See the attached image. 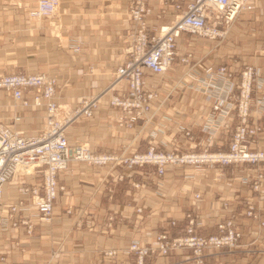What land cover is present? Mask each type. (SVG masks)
Returning a JSON list of instances; mask_svg holds the SVG:
<instances>
[{
    "label": "crops",
    "instance_id": "0c3cea01",
    "mask_svg": "<svg viewBox=\"0 0 264 264\" xmlns=\"http://www.w3.org/2000/svg\"><path fill=\"white\" fill-rule=\"evenodd\" d=\"M36 3L37 0H0V73L44 71L53 75L56 101L68 106H73L81 96L102 93L112 80L111 71L126 57L125 37L134 27L125 12L126 0H58L53 15L30 16L29 10ZM252 3L254 7L242 11L232 25L233 38L238 37L239 26L257 18L264 0H252ZM161 7L158 0H147L149 27L170 22L175 17L177 11L167 6L157 19L156 13ZM220 44L194 33L181 32L175 39L177 56L172 66L162 73L144 70V86L160 90L152 101V111H155L149 122L143 125L141 118L130 128L118 126L120 110L111 106L103 95L91 116H79L66 127L68 143L82 142L93 152L116 153L144 151L150 145L162 150H170L175 144L182 150L204 148L206 132L202 129L208 125L205 119L211 102L194 89L173 85L186 68L178 55L191 52L194 60L205 56V63L216 65L220 56L213 51ZM243 58L259 66L264 76V56L256 55L255 50L253 55L245 54ZM232 70L237 77L238 69ZM126 88L124 82H118L115 92ZM23 94L30 98L26 91ZM227 118L229 127L216 130L207 148L227 149L236 120L232 112ZM44 119V107H22L14 103L9 92L0 89V124L25 134L32 133V127H38L37 133ZM159 127L161 132L153 134L152 130ZM180 127L192 134V142L178 130ZM259 137L258 146L264 148V132ZM153 169L151 165L128 169L111 162L103 165L70 162L67 169L57 174V184L61 187L53 202L51 222L40 221L33 215L36 207L31 203L30 194L22 190L25 185L41 188L40 175L15 176L3 187L0 212L23 199L30 206L20 214L30 216L35 223L31 234H26L23 226L0 229V254L6 255L3 264H113L99 253L101 248L124 247L131 238L149 241L165 227L162 222L165 211L180 217L194 203L192 193L196 190L201 195L194 206L204 219L199 232H215V223L229 212L236 214L240 221L241 246L229 252H208L206 264H264V225L259 226L256 220L243 214L242 197L255 195L247 185L234 182L231 176L214 181V168L199 175L197 181L186 178L180 181V166H167L165 174L160 176L163 183L158 184L156 177L151 180L145 175ZM227 170L232 172L233 168L230 166ZM133 181L140 185H133ZM262 189L259 205L264 219V184ZM222 198H229L227 209L221 205ZM137 206L142 208L140 212L135 211ZM109 215L115 220L106 226ZM124 257L129 264L133 263L132 255L124 254ZM181 258L182 255L174 254L149 255L146 260L148 264H155Z\"/></svg>",
    "mask_w": 264,
    "mask_h": 264
},
{
    "label": "built area",
    "instance_id": "2783aa9c",
    "mask_svg": "<svg viewBox=\"0 0 264 264\" xmlns=\"http://www.w3.org/2000/svg\"><path fill=\"white\" fill-rule=\"evenodd\" d=\"M158 1L162 7L156 14L157 19L162 17L167 6L173 7L177 13L170 22H160L149 28L146 19L147 0H126V13L134 22V27L128 36L130 44L126 49L129 58L116 67L114 79L108 88L115 89L120 81H124L127 87L121 92L110 93L108 97L111 106L121 109V114L118 116L120 125L129 126L133 119L150 111V103L157 97V91L144 89V70L162 73L172 65L176 55L175 39L181 32H190L210 38L224 36L240 12L254 7L252 0ZM57 6L58 0H37L35 8L30 10L29 14L34 17L50 15L57 9ZM262 51L264 53V47ZM181 59L186 63L189 61L188 55H183ZM225 69V67H220L215 73L210 66L206 67L209 79L205 78L202 82L209 85L210 79L224 77ZM254 69L258 71L252 66L242 71L239 108L243 117L247 113ZM191 71L193 70L189 68L185 73L188 79L183 76L178 80L182 86H187L191 79L195 81L200 79ZM55 81L53 76L45 72L0 73V89L9 92L13 101L21 106L32 104L34 107H45L46 120L36 134H25L22 130L0 124V198L4 185L16 175L23 176L40 172L42 175L41 188L28 185L22 188L24 193L30 194L31 203L36 207L33 215L39 220H50L53 202L60 187L57 184L56 175L58 171L65 170L73 161H85L98 165L109 162H127L128 165L155 163L159 166V172H162L163 166L167 163L206 160L227 163L239 158L251 161L264 159L263 152H248L246 146L240 144L245 135V128H238L229 152L201 155H178L173 151L162 153L154 146H150L145 152H134L131 156H126V154L95 153L85 143L69 144L65 135L66 127L79 116H91L103 94L81 97L73 108H66L55 99ZM221 88L225 90L223 85ZM106 90L104 92H107ZM24 91L32 93L31 102L24 96ZM29 206L30 204L24 200L9 204L5 212H0V229L7 230L24 224L30 232L33 219L31 217L19 218L17 215ZM230 224L229 221L219 226L222 234L198 235L193 233L192 227L189 226L188 233L184 236L168 240L165 235H161L156 244L150 247L133 241L127 249L135 255V264H147L146 255L149 253L167 254L171 249L189 247L195 254V264H202L205 249L235 244L239 234ZM105 253L111 257L119 255L115 249Z\"/></svg>",
    "mask_w": 264,
    "mask_h": 264
},
{
    "label": "rangeland",
    "instance_id": "374dc122",
    "mask_svg": "<svg viewBox=\"0 0 264 264\" xmlns=\"http://www.w3.org/2000/svg\"><path fill=\"white\" fill-rule=\"evenodd\" d=\"M126 7H127V5H126ZM56 10L50 15H53L56 12ZM125 12H127V9ZM50 15H47V16H50ZM127 16H128V14H127ZM237 18H239V16H237ZM235 21L233 22V24L235 23ZM147 25H148V23H147ZM232 25L227 29L224 36H221L218 38H210L207 36H202L205 38L216 40L219 43L221 42L220 46L216 50L213 51V53H216V55L220 56V57H218L219 58L218 59L219 64L211 65V64L205 63L203 61L205 56H202L200 59L194 60L193 54L191 52H186L185 54L178 55L180 63L184 64L186 66V68L183 70V72L181 73L179 78L176 80L173 87L174 88H177V86L183 87L179 83L178 80L180 78H182L183 76L188 79L189 77L185 73H186V71L188 72L189 68H191L193 70L191 72H193L197 76V78H200V79L198 81L191 79L190 82L188 81V84L185 87L194 89L195 91H197L198 94L202 95L206 100H209L211 102V109H210L208 116H207L208 119H205L206 120L205 122H207L208 125L206 124V126H204L202 129L203 131L206 132L205 133V138H206L205 145L206 146L200 150H192L191 148H189L188 150H182V149H180L179 144H175L170 150H162L158 146L150 145V146H154L156 150H158L162 153H167V152L173 151V152L177 153L178 155H181V154L201 155L203 153L229 152L230 151V145H231V143L235 137L237 130H239L241 128H245V135H244L243 139L241 140L240 144L245 145L246 150L248 152H263L264 153V148H260L258 146V140L260 139L259 134L264 132V76L262 75V70L259 66H257L256 64L248 63L249 59L245 60L243 58V56L245 54L253 55L255 50H256V55L264 56V53L262 51L263 47H264V3H262L260 8L258 9L257 18L253 22H250L248 24L245 23L244 26L238 27V34L239 35L237 38H233V36L230 32ZM152 27H154V26H152ZM152 27H149V28H152ZM221 29H223V28H221ZM130 32H128L126 34V37H125V40L128 42L126 45V48H125L126 57L123 59V61L120 64H122L125 60H127L129 58V54L127 53L126 49L130 44V42L128 40V36H129ZM198 36H200V35H198ZM204 47L208 48L207 45ZM78 48H80V47L75 46V49H78ZM183 55L184 56L188 55V57H189L188 63H186L185 61H183L181 59V57ZM176 56H177V52H176L175 57ZM174 60H175V58H174ZM208 66H210L212 68V70L215 71V73L220 67H225L226 68L225 69V76L224 77H217L214 80L210 79L211 83H209V85H205V83H203L202 80L205 78L209 79L207 76V73H206V67H208ZM248 66H252L253 68H256L258 71H256L254 69L252 86H251L250 92H249V101H248L247 113H246L245 117H243V114L239 108L241 105V100H240L241 85L240 84H241V80H242V71ZM116 67H115V69H116ZM235 68L238 69L237 77L235 75V71L232 70ZM115 69L113 71H111L112 80H111L110 84L108 85V87L106 88L107 90L105 89L107 92H104L105 91L104 90L102 93H100V94L107 96V101H108V97H109L110 93L111 94L117 93V92H115L116 87H115V89L114 88L108 89L111 86L112 81L114 79ZM35 72H44V71H35ZM24 73H34V72H24ZM48 75H50V74H48ZM50 76H53V75H50ZM233 78H236V79H233ZM55 80H56V78H55ZM120 82H124V81H120ZM55 83H56V81H55ZM213 83H215V84H213ZM221 85H223L225 87V90H223L221 88ZM218 86H219V88H218ZM143 87L146 90H156L157 96H158V93L160 92L159 88H153V89L152 88H146L144 86V84H143ZM227 91H229V92H227ZM26 92L28 95H30V98H28V97L27 98L31 102L32 93L29 91H26ZM103 95H101V98ZM85 96H90V95H85ZM81 97H84V96H81ZM81 97H79L76 100V103L73 106H68L66 104H62V105L66 108H73L77 104V101ZM156 98H154L153 100H155ZM55 99H56V93H55ZM152 101L150 103L151 104L150 111H148L145 115H142L140 117L133 119L131 122V125H129V126L124 125V124H122V125L119 124L118 116L121 114V109L119 108L120 113L117 116L118 126L130 128L133 126L135 120L141 119V118L143 120V125H145L147 122L150 121L151 117L153 116L152 114L155 111V110L152 111V103H153ZM14 103L19 104L18 102H15V101H14ZM99 103H100V101H99ZM99 103H98V106H99ZM27 106L32 107L33 105L30 104V105H26V106H22V107H27ZM44 112H45V107H44ZM231 112L234 114V117L236 120H235V123L233 124L231 137L228 141L227 149H225V150H211V149L207 148L212 144V138L214 137L213 133L216 130H218L222 127H229L230 121L228 120L227 117H228V115H230ZM84 117H89V116H84ZM124 117H125V115H124ZM125 119H126V117H125ZM45 120H46V112H45L44 122L42 123V127L45 123ZM34 123L35 122H33V124ZM41 128H40V130H41ZM31 129H32V131H30V132H32V133H28L29 135L36 134L35 132L37 131L38 127H32ZM161 130H162V128L159 127L155 130H152V133L156 134L158 131L161 132ZM178 130L183 131L184 134L187 136V138L191 142L193 141V138H192L193 136H192V134H190V132L188 130H184V128H182V127H180ZM262 139H264V138L262 137ZM77 143H82V142H77ZM74 144H76V143H74ZM190 144L191 143H189V145ZM150 146H148L147 149L144 151H137V152H145L150 148ZM189 147H191V146H189ZM95 153H111V154L113 153V154H124V155L126 154V156H131L132 153H134V152L129 153V152L122 150L119 153H116V152H95ZM111 164L115 165L117 163L111 162ZM118 164H122L125 167H127L128 169H131L135 166H137V167H144L146 165L154 166V169L152 171H146L145 175L149 176V178L151 180H155V177H156L158 180V184L163 183L162 177H160V176H163L165 174L167 166H169L171 168H173V167L176 168L177 166L182 167V171H181V174L179 176L180 181H182V178L183 179L184 178L191 179V180L196 179V181H197V179L199 178V175H203L207 169L214 168L215 177L212 178L214 181L219 182L220 180H222V178H224V177L228 178L229 176H231V178H232V180H234V182H238L240 184L247 185L248 188L251 189L253 194H255L254 196H249V197L243 196L242 197V202H243V206H244L243 214L247 218L250 217V218L256 220L259 226L264 225V219L261 217L262 216L261 215V206L259 205L260 200H261L260 195L263 192L262 188H263V184H264V159L263 158L256 159L253 161L239 158L237 160H233V161H230L227 163L222 162V161H214L213 162V161H208V160H206V161H193V162L192 161H189V162L184 161V162L167 163L163 166L162 172H159V166L155 163H145L143 165H138V164L137 165L136 164L135 165L134 164L128 165L126 162V163H118ZM230 166H231V168H233L232 172H229L227 170ZM36 174L40 175L39 177L41 179V184H42L41 173L36 172ZM16 176H20V175H16ZM122 176H123L122 174L119 175L120 179L122 178ZM152 176L154 178H152ZM56 179H57V175H56ZM12 180H13V178H12ZM36 180H38V178ZM132 184L135 186L140 185L139 182H136V181H133ZM200 193L201 192H199L197 190L192 193L193 194L192 198L194 200V203L198 198H200V195H201ZM55 199H56V197H55ZM20 200H23V199H20ZM17 201H19V200H17ZM17 201H15V202H17ZM194 203L191 202L188 209H185L182 212V214L180 215V217H175L172 214H169L168 211H165V214L162 216V222L165 223V227L162 228L160 231L156 232L152 236V238L149 239V241L143 242L138 238H131L130 241L128 242V244L124 247H117V248H115V247H103L99 250V253L102 254L104 257L108 258L113 264H121V263L122 264H129L128 259L124 257V254H129V255L133 256V263L132 264H135V255L133 253L129 252L127 249L128 246L130 245V243L133 241H138L140 244H142L143 246H147V247L154 246L156 244L159 236L165 235L168 238V240L169 239H175V238H178L180 236H184L185 234H187L188 233L187 229L189 226L192 227L193 233L198 234V235L211 236V235H215V234H222V231L220 230L219 226L221 224H226L229 221L231 222V224H230L231 227L233 229H235L239 234L236 238L235 244L233 246L222 245V246L217 247V248L211 247V248L205 249L203 252L204 261L202 264H206V256H207L208 252H213V251H224V252L228 251L229 252V251L235 250L241 246V243L239 241V239L241 237L240 221L238 220V217L236 216V214H234L232 212L224 214L220 218V220L215 223V232L201 233V232H199V228L204 225V219L199 214V212L197 211V208H196V206H194ZM221 205H222L223 209H227L229 206V198H222ZM141 210H142V208L140 206L135 207L136 212H140ZM249 211H251V212H249ZM17 215L19 216V218L30 217L28 215L24 216V215L20 214V212L17 213ZM52 216H53V209H52V215H51L50 220H48V221L40 220V221L51 222ZM114 220H115L114 216L109 215L106 219L105 225L111 226L112 222ZM34 223H35V221L33 220V223H31L32 229L30 230V232L27 231L26 226L24 224L19 225V226L24 227V232L26 234H31L32 230H33ZM19 226L15 227V228H18ZM225 232H226V230L224 231V233ZM112 249H115L119 253V255H116V257H111L105 253V252L112 250ZM170 254L182 255V258L179 260L178 259L175 260V262L163 261V262H157L155 264H184V263L195 264L196 263L195 257H194L195 254L193 253V250L189 247H183L180 249L179 248L178 249H171L167 254H161L160 252L149 253V255H153L156 257H166ZM149 255L147 254L146 257ZM5 259H6L5 253L0 254V264H3L5 262ZM146 263L148 264L147 260H146ZM47 264H49V263H47Z\"/></svg>",
    "mask_w": 264,
    "mask_h": 264
},
{
    "label": "bare ground",
    "instance_id": "6f19581e",
    "mask_svg": "<svg viewBox=\"0 0 264 264\" xmlns=\"http://www.w3.org/2000/svg\"><path fill=\"white\" fill-rule=\"evenodd\" d=\"M59 104H61V105H62V103H60V102H59ZM62 106H63V105H62Z\"/></svg>",
    "mask_w": 264,
    "mask_h": 264
}]
</instances>
